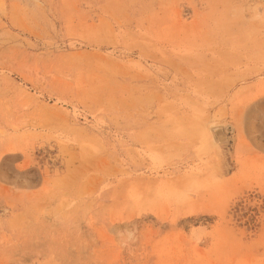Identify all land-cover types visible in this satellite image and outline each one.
Listing matches in <instances>:
<instances>
[{"label":"rangeland","instance_id":"1","mask_svg":"<svg viewBox=\"0 0 264 264\" xmlns=\"http://www.w3.org/2000/svg\"><path fill=\"white\" fill-rule=\"evenodd\" d=\"M0 264H264V0H0Z\"/></svg>","mask_w":264,"mask_h":264},{"label":"bare ground","instance_id":"2","mask_svg":"<svg viewBox=\"0 0 264 264\" xmlns=\"http://www.w3.org/2000/svg\"><path fill=\"white\" fill-rule=\"evenodd\" d=\"M224 134V133H223Z\"/></svg>","mask_w":264,"mask_h":264}]
</instances>
